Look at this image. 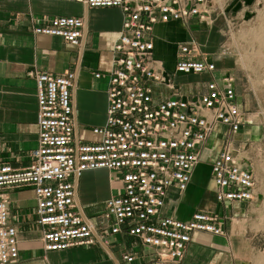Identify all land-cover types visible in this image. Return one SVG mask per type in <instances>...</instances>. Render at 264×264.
<instances>
[{
  "label": "built area",
  "instance_id": "built-area-1",
  "mask_svg": "<svg viewBox=\"0 0 264 264\" xmlns=\"http://www.w3.org/2000/svg\"><path fill=\"white\" fill-rule=\"evenodd\" d=\"M57 1L121 12V29L111 49L113 66L94 74L108 80L106 118L91 129L94 140L78 141L72 122L75 72H28L35 83L37 146L29 151L24 168L0 162V264L18 260V231L10 222L7 191L21 187L33 190L34 224L44 251L92 246L97 239L108 242L121 235L136 240V248L151 264H180L193 233L224 235L223 217L217 213L197 210L188 220L164 213L171 188L186 190L210 137L216 135L220 141L210 163L215 202H250L257 188L250 163L233 142L245 124L234 77L215 79L216 63L191 39L178 44L173 73L208 75L205 92L190 98L165 97L160 90H175L174 75L152 55L154 25L188 26L193 19L210 25L220 9L213 0ZM83 27L81 17L56 16L32 32L77 46ZM93 170L117 174L121 189L106 200L102 214L89 218L75 203V188L82 174ZM131 253L124 252L122 260L131 263Z\"/></svg>",
  "mask_w": 264,
  "mask_h": 264
},
{
  "label": "crops",
  "instance_id": "crops-1",
  "mask_svg": "<svg viewBox=\"0 0 264 264\" xmlns=\"http://www.w3.org/2000/svg\"><path fill=\"white\" fill-rule=\"evenodd\" d=\"M257 3L258 0H233L231 5L234 8H226L225 4L214 14V21L210 25L196 19L191 20L188 26L179 22L154 25L153 58L160 61L164 71L174 75L175 79V90L162 88V95L190 98L205 92L208 75L175 76L173 73L178 44L191 39L196 40L202 53L216 63L215 79L228 74L234 77L235 64L222 56L226 46L221 44L219 37L226 27L227 16L244 12L248 6ZM56 16L83 19L79 45H70L59 37L33 34L34 26ZM121 23V12L116 8L90 9L74 2L57 0H0V162H7L14 168H24L29 163V151L37 146L35 83L28 75L32 70L52 75L75 72L71 89L74 138L80 142L95 139L91 129L103 125L106 118L108 80L106 77L95 78L94 74H104L112 68L111 49ZM220 46L224 51L221 54ZM234 87L237 95L239 88L236 81ZM237 99L242 106L238 95ZM238 134L234 136L233 142ZM219 143L216 135L206 141L201 162L192 171L186 190L178 193L174 187L171 188L164 213L179 220H188L197 210L221 216L231 213L235 218L231 222L226 220L223 228L229 225L230 236L239 237L240 246H243L252 241L246 236V226L251 221L254 207L257 208L255 203L262 196L258 189L252 201L232 203L230 210H227L215 202L212 191V208L201 203L202 187L195 186L197 173L205 166L210 176V163L214 157L208 161V154L212 148H216L217 153ZM240 148L239 145L237 149ZM120 189L117 174L107 170L87 171L76 183L75 203L86 217L94 218L102 214L106 200L118 194ZM7 194L10 222L18 231L19 256L14 264H151L149 257L136 248V240L121 235L111 237L108 242L97 239L92 246H74L57 252L44 251L40 230L34 224L35 199L32 188H12ZM124 252L135 255L131 263L122 260ZM234 254L233 244L227 243L221 236L195 232L191 235L180 264H231L232 258L237 259Z\"/></svg>",
  "mask_w": 264,
  "mask_h": 264
},
{
  "label": "rangeland",
  "instance_id": "rangeland-1",
  "mask_svg": "<svg viewBox=\"0 0 264 264\" xmlns=\"http://www.w3.org/2000/svg\"><path fill=\"white\" fill-rule=\"evenodd\" d=\"M232 1L213 0V6L221 9L226 4V8H234ZM248 7L244 12H231L233 14L227 16L230 27L226 25L219 37L221 44L226 46L225 52L220 46L219 53L224 52L222 56L235 64L234 77L239 88L237 95L242 101L241 108L245 113V124L234 141V146L238 148L240 145L238 150L241 156L251 164L250 169L256 178L257 189L262 195L255 203L257 208L254 207L251 221L246 226V236L252 239L250 244L247 242L240 246V238L230 236L229 225L224 227V235L221 237L227 243L233 244L234 256L237 257H231V264H264V0H258L257 4ZM216 154V148H212L208 161ZM206 160L207 158L204 159L205 162ZM207 170L205 166L197 173L195 186L202 187L201 203L212 208L214 201ZM229 206L223 207L230 210ZM222 217L223 225L226 220L231 222L233 218L231 213H225ZM227 257L230 258L228 255Z\"/></svg>",
  "mask_w": 264,
  "mask_h": 264
}]
</instances>
